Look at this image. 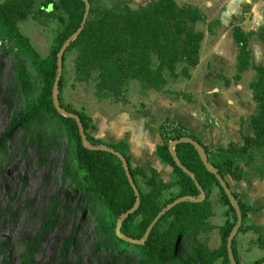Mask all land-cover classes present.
Listing matches in <instances>:
<instances>
[{
	"label": "trees",
	"instance_id": "1",
	"mask_svg": "<svg viewBox=\"0 0 264 264\" xmlns=\"http://www.w3.org/2000/svg\"><path fill=\"white\" fill-rule=\"evenodd\" d=\"M88 1L92 4L94 0ZM34 4L35 0H5L0 3V29L10 34L6 42L32 65L42 82L35 94L26 89L27 111L23 120L27 124L28 120L44 116L47 119L46 125L51 124L52 130L64 133L72 149L69 167L75 168L78 183L102 212V221L111 234L109 238L113 241L116 252L122 254L125 250H132L135 252L134 256L140 257L142 264H183V260L191 264H213L217 258H222L225 264H232L227 249V238L237 224L232 198L238 201L242 214L239 230H255L259 233L257 242L264 246V228L243 227L246 212L249 209L259 210L262 205H246L235 192L226 193L218 179V175L223 179L225 175H230L233 179L241 180L243 174L237 159L250 158L253 148H264V65L251 62L248 34L240 26H233V37L239 46L238 73L235 78L239 79L241 72L250 67L257 72V77L250 83L256 103V111L251 117L253 135L244 136L240 146L230 144L227 149L219 148V153L228 154L222 155L221 160H211L209 148L195 134L175 120L165 122L162 125L164 153L178 175L176 183L179 184L180 191L164 200L163 195L174 184L166 183L152 166L147 169L133 167L124 141L107 145L115 153L95 148L102 144L88 131L89 116L59 98L60 107L73 114V117L60 112L52 95L58 73L57 57L64 41L81 28L79 35L67 48L80 46L75 60L78 80L87 81L92 71L98 70L97 92L109 91L117 99L123 94L128 79H138L145 85L160 88L166 81V69L176 75V64L185 62L182 74L187 76L189 67L198 63L204 34L196 28V23L204 19V14L192 4L181 5L175 0H153L138 8L125 5L122 8L106 9L95 18L88 16L82 25L86 8L83 0H43L35 12ZM51 8H62L68 12L69 17L68 20L60 17L64 22V28L57 38L60 43L42 59L29 39L21 34L18 23L31 15L43 21ZM258 35L264 43V30H260ZM62 80L61 77L59 89ZM77 117L84 128L87 143L81 136ZM182 137H190L203 147L211 169L204 164L199 151L185 141L175 145L178 162L174 159L169 141ZM117 154L123 155L130 178ZM212 169L217 173H213ZM137 176L142 177L148 187L147 191L141 189ZM131 180L139 192V204L122 221L120 230L117 231L121 215L137 202ZM214 184L220 186L223 198L233 213V220L228 219L220 227L223 242L218 249H210L205 241L198 238L201 232L213 227L208 223V218L213 212L209 191ZM180 197L185 199L178 201ZM171 203L173 205L158 218L146 236L154 219ZM234 241L235 237L232 251L237 264L264 262L263 257L250 263H241ZM183 242L188 246L183 247ZM186 251H190L189 254Z\"/></svg>",
	"mask_w": 264,
	"mask_h": 264
},
{
	"label": "crops",
	"instance_id": "2",
	"mask_svg": "<svg viewBox=\"0 0 264 264\" xmlns=\"http://www.w3.org/2000/svg\"><path fill=\"white\" fill-rule=\"evenodd\" d=\"M150 1L116 0L131 8ZM175 1L192 4L204 14V19L196 23V28L204 34L199 60L189 67V75L182 74V64L175 70L176 75L164 72L166 81L160 88L129 79L118 99L109 91L98 93L91 82L80 80L70 82L64 94L65 102L89 116L88 131L94 138L102 145L124 141L131 165L154 167L166 183L174 184L166 191L174 195L180 186L176 183L178 175L174 166L164 153L162 125L165 122L175 120L195 134L209 148L211 160H221L222 155L228 154L219 153V148L227 149L230 144L240 146L244 136L253 135L251 117L256 103L250 83L257 72L250 67L241 72L239 79L235 78L239 46L233 37L234 25L248 34L251 62L264 65V43L258 35L264 30V0ZM256 149L251 151L252 159H237L243 174L241 180L230 175H225L224 180L246 205H262L259 210L246 212L243 227L264 228V172L255 160ZM209 200L213 212L208 223L213 227L198 238L210 249H218L223 242L220 227L228 219L233 220V213L219 185L211 187ZM258 237L259 233L253 229L236 233L234 244L241 263L264 257V246L257 242Z\"/></svg>",
	"mask_w": 264,
	"mask_h": 264
},
{
	"label": "rangeland",
	"instance_id": "3",
	"mask_svg": "<svg viewBox=\"0 0 264 264\" xmlns=\"http://www.w3.org/2000/svg\"><path fill=\"white\" fill-rule=\"evenodd\" d=\"M42 1L35 0L34 12ZM125 5L116 0H94L89 17ZM60 17L68 20L69 14L51 8L43 21L31 15L18 23L19 31L42 59L60 43L57 38L64 28ZM9 37L0 29V264H142L132 250L118 254L113 247L102 212L78 183L75 168L69 167L72 149L64 133L46 125L44 116L27 124L23 120L26 89L35 94L42 82L32 65L6 42ZM79 50L80 46H72L64 55L58 99L65 104L66 89L78 80L75 60ZM182 64L183 69L185 62H179L175 70ZM98 74L93 70L87 80L96 89ZM256 151L255 160L264 172V148ZM245 158L252 159V154ZM137 180L147 191L142 177ZM24 192L27 197L20 200ZM172 195L165 192L163 199ZM200 237L204 239V234ZM182 263L191 264L187 260ZM213 264L225 263L217 258Z\"/></svg>",
	"mask_w": 264,
	"mask_h": 264
},
{
	"label": "water",
	"instance_id": "4",
	"mask_svg": "<svg viewBox=\"0 0 264 264\" xmlns=\"http://www.w3.org/2000/svg\"><path fill=\"white\" fill-rule=\"evenodd\" d=\"M85 2V13H84V16H83V21H82V25L85 24L86 20L88 19V16H89V13H90V9H91V4L88 0H83ZM80 29H78L71 37H69L65 42L64 44L62 45V47L60 48V51L58 53V57H57V65H58V73L56 75V78H55V81H54V85H53V89H52V95H53V98L55 100V103H56V106L59 108L60 112L63 113L64 115L66 116H69V117H73V114H71L70 112H68L67 110H65L64 108H61L60 105H59V101H58V87H59V83H60V80H61V77H62V73H63V58H64V54L67 50V48L69 47L70 43L73 41V39H75L79 33H80ZM77 119V122H78V125H79V128H80V133H81V136L83 138V141L87 143V139H86V135H85V132H84V128L81 124V121L79 119V117L76 118ZM181 141H185V142H188L190 144H192L200 153L201 155V158H202V161L204 162V164L209 168L211 169V166H210V163L208 162V159H207V156L204 152V149L203 147L195 140H193L192 138L190 137H182L180 139H177V140H172L170 143H169V148H170V151L174 157V159L178 162V159L176 157V154H175V145ZM95 148H98V149H103V150H109L111 151L112 153H115V150L108 147L107 145H100V146H97ZM118 157L123 161L124 163V167L127 171V175L128 177L130 178V172H129V168L125 162V159L123 157V155L121 154H117ZM184 170L186 172H188V169L187 168H184ZM212 172L213 173H217L216 170H213L212 169ZM218 179L220 181V184L221 186L224 188L225 192L230 194L231 191L229 189V187L227 186L225 180L223 178H221L219 175H218ZM132 186L134 187L135 191H136V195H137V202L135 204V206L131 209H129L126 213H124L123 215H121L120 219H119V222H118V227H117V231L120 230V225L122 223V221L128 217L130 214H132L135 209L138 207V204H139V192L137 191V187L135 186V183L131 180L130 181ZM185 199V197H180L178 199V201H181ZM231 203L232 205L234 206L235 208V211H236V215H237V224L234 226V228L232 229L229 237L227 238V249H228V254H229V258H230V261L232 264H237V262L235 261L234 259V256H233V251H232V241L236 235V233L239 231L241 225H242V214H241V211H240V206H239V203L236 199H231ZM173 205V203L171 204H168L162 211L161 213L158 215L157 218L154 219V221L151 223V225L149 226V228L147 229V232H146V236L149 234L151 228L154 226V224L157 222L158 218L164 214L166 212L167 209H169L171 206ZM261 264H264L261 263Z\"/></svg>",
	"mask_w": 264,
	"mask_h": 264
},
{
	"label": "bare ground",
	"instance_id": "5",
	"mask_svg": "<svg viewBox=\"0 0 264 264\" xmlns=\"http://www.w3.org/2000/svg\"><path fill=\"white\" fill-rule=\"evenodd\" d=\"M26 193H27V192H24V194L21 195L20 200H23V199H25V198L27 197V194H26ZM4 237L9 238L10 235H5ZM4 237H3V238H4ZM1 238H2V237H1Z\"/></svg>",
	"mask_w": 264,
	"mask_h": 264
},
{
	"label": "built area",
	"instance_id": "6",
	"mask_svg": "<svg viewBox=\"0 0 264 264\" xmlns=\"http://www.w3.org/2000/svg\"><path fill=\"white\" fill-rule=\"evenodd\" d=\"M172 141V139L169 141V143Z\"/></svg>",
	"mask_w": 264,
	"mask_h": 264
}]
</instances>
